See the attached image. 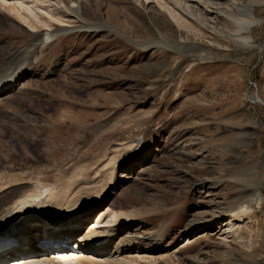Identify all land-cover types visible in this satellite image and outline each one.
<instances>
[{
  "label": "rangeland",
  "instance_id": "374dc122",
  "mask_svg": "<svg viewBox=\"0 0 264 264\" xmlns=\"http://www.w3.org/2000/svg\"><path fill=\"white\" fill-rule=\"evenodd\" d=\"M21 1L65 22L38 25L31 49L37 30L0 8V66L14 51L29 64L0 96V197L78 169L99 182L118 155L109 193L89 201L70 244L110 208L130 215L115 242L140 248L118 260L264 264V6L246 43L225 12L250 0L207 9L192 0L193 13L176 9L190 27L155 0H63L76 10L82 2L100 28L83 27L53 0Z\"/></svg>",
  "mask_w": 264,
  "mask_h": 264
},
{
  "label": "bare ground",
  "instance_id": "6f19581e",
  "mask_svg": "<svg viewBox=\"0 0 264 264\" xmlns=\"http://www.w3.org/2000/svg\"><path fill=\"white\" fill-rule=\"evenodd\" d=\"M35 1L40 2L43 0ZM53 1L56 2V5H61L63 7L66 16L69 15L68 17H70V19L75 20L77 23H82L83 21L85 23L82 24L83 27H102L99 25L94 26V24H91V20L85 18L83 15L84 8L82 2L80 3L79 9L76 10L68 8L63 0ZM155 1L162 9L166 10L178 24L190 27L188 21H186L177 10L181 9V11L184 10L193 13L192 5H189L192 0ZM216 1L217 0H197L201 6L205 5L206 9L210 5L220 6L223 4L221 3V0L218 2ZM43 2L51 4L52 1L44 0ZM229 2H231V0L227 1V6L231 5ZM232 4L236 5L233 1ZM233 5L232 7H234ZM52 6L50 5V7ZM257 6H264V0H250L249 4L245 7L243 6V9H238L237 7L238 14H229L225 12L228 17L233 19L231 20L234 26L232 32L233 35H235L237 39L246 43L251 41L252 37L250 34L257 23L255 15V8ZM0 8L11 12V14L13 13L16 17H20L24 22L30 25V27L37 30L35 34L33 33L34 36H36V39H33V42L30 45L31 49L34 48L36 41L39 40L38 34L42 33V30L37 28L44 26L51 27L52 19L60 23L65 22L62 17L60 19V16L56 15V13L53 14L47 12L48 17L50 18L49 21L34 12L30 6H27L25 1L22 2L21 0H0ZM24 11L28 13V16L24 15ZM38 25H40V27H37ZM48 34L49 32L46 33V36ZM9 55H12V57H7V59L4 60L3 65L0 66V96L9 89L11 84H16L18 82L17 80L23 76L21 72H25L24 70H26L27 65H29L26 64L27 61L24 59V52L14 51ZM14 64L16 66H12ZM249 98L250 100H254L253 95H250ZM134 143L139 146L141 141L138 139ZM118 159V155L108 159L105 164V168H109L108 172L102 180L99 182L97 181L96 183H89V179L84 177L85 170L78 169L71 177L64 181H57L55 183H41L39 181L33 183L32 186L19 183L21 186L18 188H15L16 185L11 186L9 188L11 191L4 193L0 197V231H5L6 229L14 227L13 225L18 211H22L21 215H25V220L31 219L37 222V225H26L19 230L16 228L17 230L9 231V233L13 234H7V236L17 242H0V264H156L157 260L150 256L136 255V257L127 259L121 258L120 260L115 258L119 257L121 252L125 249L133 250L138 247L133 244L131 239H124L123 237L115 242V239H118L116 237L120 232V229L117 227L119 225L118 223L121 224L122 221H126L130 215L123 212L120 213L114 209L111 210L110 208H107L105 214L102 211L101 213L103 214H100L101 216L98 218L99 220L96 222L95 227L88 228L87 231L77 238V241L74 243L75 246L71 247L74 244L71 245L70 242L77 233L75 232L72 234L71 229L74 228L76 230L78 225H74L76 223L80 224L81 217L83 219L88 215L87 213L93 209H87L93 202L96 205V203L101 202L104 199L105 194L109 193L107 189L108 186L110 188V186H112L111 184H113V173L116 170ZM125 162L128 163L129 161H124L121 166H124ZM95 196H98V200L93 201ZM257 205L259 204L257 203ZM105 215L109 217L107 223H110L112 227L105 224L102 225L104 223H102V219ZM48 220H52V222L49 223ZM57 228L66 233H53ZM154 234H151V236H156L153 239V241L156 242L157 237L161 238V236ZM25 237H28V239ZM32 237H38L39 240L42 241L35 243L36 245H32L30 241ZM107 240L109 241L107 242ZM104 241L105 243H100ZM157 244L159 243H156L155 245ZM160 244L162 243L160 242ZM160 244L159 246H161ZM34 247L36 249H33ZM147 248V250L152 251L162 250L161 247L155 249ZM138 250L140 251V248H138ZM76 253H80L81 257L79 258L76 256Z\"/></svg>",
  "mask_w": 264,
  "mask_h": 264
}]
</instances>
